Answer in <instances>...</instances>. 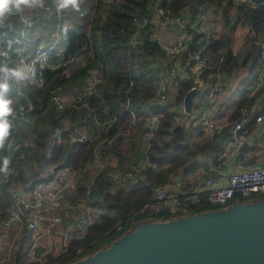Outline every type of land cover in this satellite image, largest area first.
I'll list each match as a JSON object with an SVG mask.
<instances>
[{
	"label": "built area",
	"instance_id": "1",
	"mask_svg": "<svg viewBox=\"0 0 264 264\" xmlns=\"http://www.w3.org/2000/svg\"><path fill=\"white\" fill-rule=\"evenodd\" d=\"M156 9L158 12L154 15H136L133 17V32L128 40L129 46L132 50L139 51L146 43H159L158 30L176 24L182 30L180 38L170 45L162 47L171 56L179 55L183 49L187 50L188 60L193 65L172 64L157 71L158 80L155 95L144 106L146 122L142 133V156L137 161L132 162L126 170L119 166V169L108 170L107 178L122 188L139 184V174L156 167L149 155V149L158 128L161 114L155 111L152 106L153 103L165 102L169 98L168 83L165 76L180 83L181 81L196 80L195 68L200 72L210 74L213 77V82L206 94L197 99L195 108L187 112L185 95L175 105L176 111L178 114L188 116L197 126L209 133L220 132L226 125L221 121L217 110V103L225 93L223 65L226 48L220 47L216 54H209L202 50L190 52L189 47L192 44L193 35L187 30V23L181 14L166 13L158 7ZM194 16L199 22V34L208 35L210 29L205 22L204 10L201 6L194 13ZM65 22H68L66 13L58 15L55 9L51 7L47 11H26L23 19L13 17L8 21L12 29L8 33L9 37L19 36L24 41L26 50L23 55H17L7 47L0 45V60L7 62L9 66L23 63L34 72V77L27 86L14 90L19 99L15 106V113L13 117H10L13 128L4 150L5 154L11 152L12 155L11 172L6 178L0 176V187L6 188L10 201L6 214L0 218V264H9L14 261L15 251L19 243L17 241L22 238L29 241L25 256L27 263L61 264L57 260V256L65 253L72 241L83 238L87 228L101 220L105 214V209L101 205L90 203L89 196L95 178L107 166H117L113 161L101 164L93 179L84 185V195L75 196L79 192L81 179L86 175L91 165L98 163L102 158L97 148H95L91 159L81 168L76 169L64 163L56 170H53L55 166H44L36 172V182L32 187L29 186V183L20 184L17 179L21 170L27 171L24 162L31 158L36 148V143L32 137L23 133L29 132L30 134L32 126L47 110L63 111L70 108L77 110L86 108L94 115L91 130H87L78 124L75 119L66 125L64 124L62 128H57L54 132L53 141L46 151L48 158L51 157V149L54 143H60L66 134L73 132L75 142L93 143L97 137L104 135L111 125L118 120L116 116L100 120L94 111L90 110V106L86 102L87 98L98 92L104 81L102 72L97 69H88L82 86L69 85L68 92L61 88L53 89L46 107L37 104L31 98V91L41 90L47 85V73H54L67 68H75L79 71L86 63L85 56L81 52L79 54L68 52L69 39L67 37L65 41L60 30V26ZM68 23L70 24V22ZM238 23L247 27L253 45L260 50L256 77L247 94L248 98H252L259 89L264 87V32H258L243 18L239 19ZM49 26L51 33L47 35L44 31ZM34 41L38 43L30 50L29 48ZM196 89L195 85H190L188 92ZM254 111L256 110L253 105L249 108L244 107L235 120L227 123L232 128V135L229 146L222 151L219 158L218 168L220 170L226 166L234 153L246 146L248 136L245 123L251 118ZM255 120L260 123L264 117L259 114ZM120 134L129 133L122 132ZM115 137L104 136L102 141L111 147ZM262 141L264 142V135ZM247 159L248 156H244L238 165L239 169L228 172L225 177L222 176L221 172H215L202 179L201 182H196L190 187L182 189L179 193H171L165 186H155L151 199L139 210L131 213L125 221L116 223L111 231L122 234L125 232L127 222L132 224L137 218L142 217L144 219L155 212L164 210H169L172 213L179 210L187 212L188 207L200 205L205 199L215 208H222L229 206L237 199L246 201L264 196V166L251 164L247 162ZM175 199H177L178 206L169 207L168 202ZM2 204L3 200L0 196V209ZM40 229L47 234L48 242L42 243L39 240L38 231ZM56 236L61 238L58 247H55ZM55 248H58L60 253L57 254Z\"/></svg>",
	"mask_w": 264,
	"mask_h": 264
},
{
	"label": "trees",
	"instance_id": "2",
	"mask_svg": "<svg viewBox=\"0 0 264 264\" xmlns=\"http://www.w3.org/2000/svg\"><path fill=\"white\" fill-rule=\"evenodd\" d=\"M189 1L112 0V3L105 9V0H85L79 12V17H82L81 22L77 26L75 25L76 27L72 25V28L69 29L68 52L77 53V51H80L86 58L85 65L78 71L79 75H85L87 70L92 67L101 68L104 75V81L101 85L102 96L99 98L92 96L87 98L86 102L89 104L90 110L95 111L94 114L100 120L113 116H116L118 120L93 143H78L70 140V137L64 136L60 143H54L52 146L50 158L44 155V150L48 145L45 139L41 137L36 145L37 150H34L31 156L34 159L30 164L31 174L26 175L23 171H20L17 176L18 180L27 184L30 183L36 176V165L41 162L44 166H57L64 163L76 169L83 167L93 156L97 142L102 140L104 136H116L115 144L111 149L112 153L118 156L123 167L127 160L137 159L134 158L135 153L138 157L142 156V151L139 148L145 122L144 106L155 95L158 80L155 64L161 61L162 57L166 55V51L158 42L146 43L139 51L131 49L128 40L133 32V17L136 15H154L158 12L156 8L159 5L166 13H178ZM196 1L203 10L218 9L220 11V22H217L206 36L195 34L189 51L202 50L209 54H216L219 48L224 46L226 48L225 63L223 65L225 74H231L240 66L247 65L249 61H251L252 71H254L260 57L259 48L253 45L251 40V48L246 57L242 59L232 49L233 44H231L232 40L229 36V27L232 26V15L235 14L238 18H245L250 23L248 24L258 32L264 31V4L256 5L255 8H246L242 5L235 6L233 0ZM62 72L63 69L54 73H47L45 88H48V90L46 91L44 88L38 90L41 91L39 94L43 95L42 100L34 97V95L37 96L35 93H31V98L37 104L46 107L50 93L57 86V79H60ZM68 80V78H65L62 83ZM247 81L248 79L243 81L242 84L245 85ZM190 84V82H183L181 86L180 82V89L173 100V104H177L183 99L189 90ZM33 91H36V89ZM236 93V91L233 92L223 105L224 108L221 107L218 110L223 123L235 120L240 115L242 108H249L258 101H260V106L255 115H264V87L259 89L252 98H248L244 92L240 97ZM234 96H236L235 101L237 104L233 107ZM226 105L227 110L225 109ZM152 107L162 117L151 141L149 155L156 167L163 168L166 166L167 168L158 172L155 169L144 171L142 173L144 178L140 180L139 184L128 188L118 187L107 178L110 168H106L99 174L91 188L89 201L93 205L100 204L105 209V214L101 220L87 228L83 238L72 241L67 251L57 256V260L61 264H71L117 239L121 234L112 232V227L120 221H125L131 213L136 212L147 203L152 197L154 186L164 184L169 173L189 164L195 160L202 150L210 146L207 132H203L196 126L188 134L183 126L177 124L176 114L171 110L172 106L154 104ZM106 108L107 114L104 112ZM54 112L59 111L54 110ZM62 112H72L73 114L77 112V120L92 127L94 115L93 112L88 113L86 108L80 110L70 108ZM226 112H231L230 118L225 117ZM60 125L61 123L58 120L54 121L55 128ZM121 129L129 130L128 136L119 135L120 132L122 133ZM127 154H133L134 157L128 158ZM85 179L86 176L81 180ZM84 185L83 183V186L79 188L80 195L85 193ZM0 196L3 200L0 209V218H2L10 205L9 195L4 186L0 187ZM212 209L216 208L205 199L200 205L188 207L187 212L198 213ZM178 213V211L172 213L169 210H164L155 212L144 219L139 217L135 221L170 219L183 216L186 212ZM130 227L131 224L127 222L125 231L129 230ZM28 242L26 238L21 239L15 251L13 264L27 263L25 256L29 246Z\"/></svg>",
	"mask_w": 264,
	"mask_h": 264
},
{
	"label": "water",
	"instance_id": "3",
	"mask_svg": "<svg viewBox=\"0 0 264 264\" xmlns=\"http://www.w3.org/2000/svg\"><path fill=\"white\" fill-rule=\"evenodd\" d=\"M194 96V91L185 96L187 112ZM35 182L36 177L29 186ZM71 264H264V198L237 199L227 207L170 219L135 221L110 244Z\"/></svg>",
	"mask_w": 264,
	"mask_h": 264
},
{
	"label": "crops",
	"instance_id": "4",
	"mask_svg": "<svg viewBox=\"0 0 264 264\" xmlns=\"http://www.w3.org/2000/svg\"><path fill=\"white\" fill-rule=\"evenodd\" d=\"M233 4L235 6L242 5L246 8H255L256 5H259V4H256L255 2H253V0H233ZM199 7H200V5L198 4V2L196 0H190L178 12L184 18L185 22L187 23V30L193 36L195 34H199V27H198L199 22L196 20V18L194 16V13L199 9ZM233 13H234V10H233ZM219 16H220V11L218 9H213L212 11H207L204 13V19H205V22L208 25L209 29H211L214 25H216L217 22H220ZM241 18H243V17L238 18V16H236L235 14L232 15L231 24L233 23L234 19L237 21V23H236V27L233 29V32H232L233 35H231L230 29H229V36L231 35L230 38L232 40L231 44H233L232 45L233 51L234 52L236 51V53H238L241 56V58L243 59L246 57V55L248 54V52L251 48L250 47L251 46V39L249 37L247 27H243L238 23V20ZM243 19H245V18H243ZM248 23L249 22H247V24ZM262 32H264V31H262ZM237 33H238V35H237ZM181 34H182V30L176 24L170 25V26L163 28V29H159L158 30L159 44L161 46H168L171 43H173L174 41H176L177 39H179ZM37 43H38L37 41H34L31 44L29 49L32 50ZM166 55H168V58L170 60L167 59V60L158 61L155 64V70L156 71H158L160 68H167V67L171 66L172 64H181V65H188V66L193 65L192 62H189L188 52L185 49H183L181 51V53L177 56H171L167 53H166ZM84 59L86 62V58H84ZM244 60H246V59H244ZM251 65H252L251 61H249V63L247 62V65L240 66L238 69L233 71L231 74H229V75L225 74V76H224L225 93L217 103V110H219V109H221V107H223V105L227 101V98H229L233 92H235V91L237 92L238 90H242L243 92H245V90L248 91L250 85L253 84V81L256 77V69H257L255 67V70L252 71ZM195 74H196V80L190 81V83H191L190 85H195L197 87V89L194 91L195 96L193 97V100H192V108H195L194 106L196 104L197 99L206 94L208 88L210 87L211 83L213 82V77L210 74H208L207 72H200L197 68H195ZM165 79L168 83L169 98L165 102H157V103H153V105L154 104H160V105H165V106L166 105L172 106L171 110L176 114L177 124L183 126L184 129L189 134L191 132L192 128L196 127L197 124L194 121H192L188 116H185L183 114H178L176 111V107H175L176 104H173V100L179 92L180 83L173 81L168 76H165ZM247 79H248L247 83L245 85H243L242 82L247 80ZM84 80H85V77H83L82 79H80V77H79V79H78V78L74 77V75L72 73L70 79L67 82H68V85H80V86H82L84 84ZM183 82H187V81H181V86H182ZM31 93L34 94V91H31ZM10 95L13 97L17 96L14 91L12 93H10ZM18 99L14 100V107L16 106ZM227 105L225 106L226 110L228 109ZM253 106H255L256 111L253 112L251 118L245 123V129L247 130V136H248L246 146L242 150L234 153L233 156L228 160L226 166L222 170H220L218 168V164H219V158L221 156L222 151L227 146H229V142L231 139L232 128L229 125H227V123H229L230 121L226 122L225 127L220 132H216V133L207 132L208 136H209L208 140L210 141L208 144L210 146L205 148L204 150H202L197 155L195 160H193L189 164L169 173L167 180L164 184H156L155 186H165L168 188L169 192L179 193V192H181L182 189L188 188L196 182L197 183L201 182L202 179H204L205 177H207L211 174H214L215 172H221L222 176L225 177L228 172L238 170L239 169L238 165L242 162L244 156H248L247 162H249L251 164L264 166V142L262 141V137L264 135V120L260 123L255 120L256 117L258 116V115L256 116L255 114L259 110L260 101L256 102ZM78 110H80V109H78ZM144 113H145V110H144ZM226 113H228V112H226ZM260 115H263V114H260ZM263 117H264V115H263ZM74 119H76V118H74ZM77 122H78V124L85 127L87 130L92 129V127L89 124L80 123L78 120H77ZM145 122H146V115H145ZM145 122H144V125H145ZM65 123L67 124L69 122L66 121ZM197 127H199V126H197ZM143 130H144V126H143ZM202 131L206 132L204 130H202ZM126 132L130 133L129 130H126ZM23 134L33 137L31 132H30V134H29V132L23 133ZM126 135L128 136V134H125L124 136H126ZM65 136L70 137L69 139L75 142L73 132H70V133L66 134ZM64 141H66V140H64ZM113 145L110 147L107 144H105L102 140L97 142L96 148L99 151V153L101 154L102 158L98 163H94L93 165H91V167L89 168L88 172L85 175L86 179L81 180V182L79 183L80 187L83 186V183L86 184L87 182H89L93 179L95 174L99 171L101 164H107L109 161H113L117 166L116 167L107 166V168L110 167V169L115 170L119 166L121 169L126 170L132 162L137 161L141 157V156L138 157L137 153H135V157L133 156V154H127L128 158L134 157L137 159L127 160L124 164V167H123L118 156H116L112 153L111 148L113 147ZM140 149H141V151L143 149L142 136H141V142H140L139 150ZM134 152H137V151H134ZM122 154H123V152H122ZM124 158H125V156H124ZM164 168H167V167L166 166H164L163 168L155 167V171H157V172L162 171V170H164ZM139 178H140V180L144 178L142 173L139 174ZM176 201H177V199L170 200L168 202V206L169 207H173V206L177 207L178 202H176ZM97 205H100V204H97ZM178 212H179L178 214H181L182 211L179 210ZM186 214H188V212H186L183 215H186ZM38 236H39V240H41L42 243L48 242V236L42 229H40L38 231ZM55 239L57 242L55 244V247H58L59 244L61 243V238L59 236H56ZM20 241H21V239L18 240L17 242H20ZM55 249L57 250V254L60 253V250L58 248H55Z\"/></svg>",
	"mask_w": 264,
	"mask_h": 264
},
{
	"label": "clouds",
	"instance_id": "5",
	"mask_svg": "<svg viewBox=\"0 0 264 264\" xmlns=\"http://www.w3.org/2000/svg\"><path fill=\"white\" fill-rule=\"evenodd\" d=\"M84 3L85 0H0V45L22 56L26 50L24 41L19 36L8 35L9 31H12L8 23L11 18L23 19L26 11H47L50 7L54 8L58 15L66 12L79 13ZM70 28L72 26L68 22L60 26L65 41ZM33 77V70L23 63L9 66L7 62L0 60V176L5 178L11 172L12 155L11 152L4 154V150L13 128L10 117H13L16 111L14 100L19 98L11 96L10 93L27 86ZM8 147L10 148V145Z\"/></svg>",
	"mask_w": 264,
	"mask_h": 264
},
{
	"label": "rangeland",
	"instance_id": "6",
	"mask_svg": "<svg viewBox=\"0 0 264 264\" xmlns=\"http://www.w3.org/2000/svg\"><path fill=\"white\" fill-rule=\"evenodd\" d=\"M106 1V5H105V9L106 8H108V6L112 3V0H105ZM205 12H207L206 10H204V13ZM66 18H67V20H68V22H70V24H71V26L73 25V26H77L80 22H81V19H82V17H79V13H68V12H66ZM224 23H226V21H224ZM236 23H237V21L234 19L233 20V23L231 24L232 26H231V28L229 27V29H230V32H231V35H233L232 34V32H233V29L236 27ZM75 26V27H76ZM223 27H224V25H223ZM39 29V28H38ZM211 30V29H210ZM224 30V29H223ZM42 31V30H41ZM44 32H46V34L47 35H49L50 33H51V29H50V26L44 31ZM230 35V36H231ZM237 35H238V33H237ZM167 59H169L168 58V55H165L164 57H162V59L161 60H167ZM170 60V59H169ZM91 69V68H90ZM92 69H97V70H100L101 72H102V70H101V68H98V67H92ZM78 69H75V68H67V69H63V72H62V74H60V79H57L58 81H57V86L56 87H54L53 89H57V88H61V89H63L65 92H68V90H69V85H68V82H65V83H62L63 81H65V78H68V79H70V77H71V74L73 73V75L76 77V78H78L79 79V77H80V79H82L83 77H84V75H79L78 74V71H77ZM88 71V70H87ZM102 74H103V72H102ZM103 77H104V75H103ZM51 85H53L52 83H51ZM50 85V86H51ZM51 88V87H50ZM44 89L47 91L48 90V88L46 89L45 87H44ZM52 89V90H53ZM41 91H38V90H36V91H34V93L37 95V96H35L34 95V97H36L37 99H39V100H42V98H43V95L42 94H39ZM237 95H238V97H240L242 94H243V91L242 90H238L237 91V93H236ZM244 94H248V91H246L245 90V92H244ZM94 96H96V98L98 97H101L102 96V87H100V89L98 90V92L94 95ZM235 98H236V96H234V101H235ZM237 104V102L235 101L234 102V104H233V107L235 106ZM56 111H58V110H56ZM87 112L88 113H90L88 110H87ZM95 112V111H94ZM105 114H107V108L105 109ZM77 114V112H75L74 114L72 113V112H68V113H66V112H62V111H59V112H54V109H50V110H47L45 113H43V115L40 117V119L36 122V124H34L33 126H32V128H31V133H32V139H33V141L36 143V145H37V142H38V139H40L41 137L43 138V139H45V142H46V144L48 145V146H50V144L52 143V141H53V137H54V132H55V130L57 129V128H62V126H64V124H66L65 122L67 121V122H71L74 118H76V119H78L77 118V116H78V114ZM229 114V115H228ZM230 114H231V112H228L227 114H225V117H227V118H230ZM73 115H75V116H73ZM60 116H61V118H60ZM75 119V120H76ZM58 120V122H60L61 123V125L59 126V127H54V121H57ZM123 132H126V129H121ZM127 136V135H126ZM48 146L46 147V149L44 150V155L46 156V151H47V148H48ZM35 150H37V146H36V148H35ZM5 154V153H4ZM34 161V159L33 158H30V159H28L26 162H24L25 163V165H26V167H27V171L26 170H21V171H23L26 175H30L31 174V167H30V164L32 163ZM42 168H44V165H43V162H41V163H39V164H37L36 165V167H35V173L38 171V170H40V169H42ZM19 183L20 184H25L26 182H22V181H20L19 180ZM75 196H80V194H79V192L78 193H76V195ZM257 198H264V196H260V197H257ZM19 244H20V242L17 244V247L19 246ZM13 262L14 261H12L11 263H9V264H13ZM15 264V263H14ZM27 264V263H26ZM28 264H30V263H28Z\"/></svg>",
	"mask_w": 264,
	"mask_h": 264
}]
</instances>
